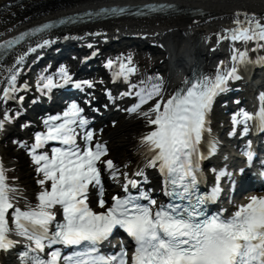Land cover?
Here are the masks:
<instances>
[{
	"label": "snow or ice",
	"instance_id": "snow-or-ice-1",
	"mask_svg": "<svg viewBox=\"0 0 264 264\" xmlns=\"http://www.w3.org/2000/svg\"><path fill=\"white\" fill-rule=\"evenodd\" d=\"M117 10L123 11L111 9ZM87 15L90 17L91 12ZM233 23L236 27L223 29L228 37L217 33V43L226 38L264 40V17L244 13L243 20L238 17ZM53 24L44 23L31 30L40 39L17 56V62L22 65L29 53L52 43V38L44 35ZM25 35L17 39L22 40ZM232 59V67L221 69L218 64L214 75L185 80L183 87L171 93L159 75L139 84H127V91L121 95L134 97L135 101L123 111L134 119H142L146 127L151 126L138 137L136 150L143 159L134 172L125 164L118 167L109 158V149L98 139L93 143L95 129L89 127L85 108L76 101L68 103L62 112L49 115L44 121L46 130L36 131L30 145L16 141L27 148L38 174L36 183L41 188L35 202L25 197L24 207H20L19 193L5 182V172L0 167V250L7 251L19 243L11 238L16 235L23 238L24 245L18 252L20 264H129L123 242L118 251H99L115 229H122L134 242L130 264H264V191L247 194L246 202L239 203L229 215L224 208L211 212L206 206L221 195L222 177H227L230 184L236 183L234 173L214 170L216 183L211 190L201 192L198 187L200 161L204 158L200 145L208 112L228 82L239 78L236 65L244 62L245 54L239 52L237 57L234 53ZM116 63L107 59L105 67L112 69ZM19 72L20 68H16L9 75L8 86L0 97L3 101L17 100L14 93L18 91ZM134 72L129 58L118 62L114 75L128 81ZM64 85L86 92L95 83L92 79H74L61 64L54 74H40L36 91L47 96L52 89ZM27 88V84L19 85V90ZM108 95H112L110 91ZM18 100L22 102L24 96L20 95ZM87 103L92 104V97ZM115 107L119 109L120 105ZM241 111L243 120L234 115L233 125L243 122L242 134L249 131V121H256L254 126L264 130V109L255 114ZM20 115L17 109L15 117ZM13 119L11 110L4 111L0 129ZM78 138L82 144L77 142ZM52 141L59 146H53L50 153L42 150ZM148 167L161 173L167 202L158 201L139 179L132 178L145 177ZM104 170L123 183L124 194L112 195L110 202L105 199L101 182ZM243 171L239 169L241 174ZM96 186L100 189L99 210L90 206ZM57 245L74 246V250L62 255ZM46 249L50 251L45 258Z\"/></svg>",
	"mask_w": 264,
	"mask_h": 264
},
{
	"label": "bare ground",
	"instance_id": "bare-ground-1",
	"mask_svg": "<svg viewBox=\"0 0 264 264\" xmlns=\"http://www.w3.org/2000/svg\"><path fill=\"white\" fill-rule=\"evenodd\" d=\"M10 0H0V5ZM122 1V0H25L20 5L0 10V40L21 30L32 24L41 22L50 17L57 16L66 12H74L79 9L88 8L95 5H102L106 2ZM149 1V0H143ZM175 4L177 9L182 11H190L202 9L206 12L202 17L189 18V15H173L169 14L164 17H157L145 20H115L106 23H97L88 25L87 29L76 33L77 40L84 39L85 42L94 44L98 42L95 38L97 33H102L100 41L104 37L115 38L124 33L123 30L132 28V34H149L150 41H157L163 45L173 62V71L171 76L163 81L166 90L170 93L171 86L174 82L179 81L181 74L178 73L181 67L180 61L186 56L191 55L192 49L197 47V61L206 74L212 76L216 71L210 67V63L214 59V54L221 52L222 40L217 43V33L226 35L223 29L226 27H236L233 23L238 17L243 20L244 13H256L258 17H264V0H170ZM119 33V34H117ZM184 44L183 50L178 51V44ZM223 49V48H222ZM26 51H21L7 60L6 65H0V90L6 83V75L14 71L21 64L17 62L16 57L22 55ZM29 58V54L24 57L23 62ZM221 60V59H220ZM219 63H216L217 66ZM182 80V79H181ZM146 126L142 119L132 118L127 114L121 118L116 124H113L108 133L101 137L105 142L110 143V154L114 158L118 167L125 164L129 169L137 168L142 163L140 154L136 150L138 137L145 132ZM10 132L9 134H12ZM140 158V160H139ZM16 160L23 166L28 160L20 151ZM14 166L13 164L8 167ZM34 169V168H33ZM13 170L14 169H10ZM123 171V168H120ZM37 174V173H34ZM26 178L22 174H18V180L14 183V187L24 201L35 202L36 193L41 188H37V184H27ZM27 187V188H26Z\"/></svg>",
	"mask_w": 264,
	"mask_h": 264
},
{
	"label": "rangeland",
	"instance_id": "rangeland-1",
	"mask_svg": "<svg viewBox=\"0 0 264 264\" xmlns=\"http://www.w3.org/2000/svg\"><path fill=\"white\" fill-rule=\"evenodd\" d=\"M26 169H27V168L23 167V168H21V170H20V172H22L24 176H25V175L28 176V171H27Z\"/></svg>",
	"mask_w": 264,
	"mask_h": 264
}]
</instances>
